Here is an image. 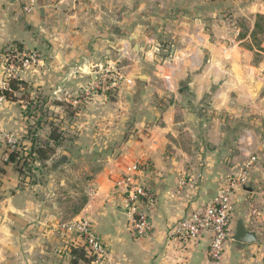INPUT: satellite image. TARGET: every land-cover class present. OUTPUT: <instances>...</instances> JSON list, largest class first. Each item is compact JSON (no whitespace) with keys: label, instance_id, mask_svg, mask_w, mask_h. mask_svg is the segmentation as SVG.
<instances>
[{"label":"crops","instance_id":"1","mask_svg":"<svg viewBox=\"0 0 264 264\" xmlns=\"http://www.w3.org/2000/svg\"><path fill=\"white\" fill-rule=\"evenodd\" d=\"M17 45L39 59L21 78L34 93L0 105V264H86L61 228L78 220L106 248L102 264H264V0H0V53ZM107 63L117 90L90 91ZM48 117L66 138L48 136L55 154L24 182L3 166L6 142L30 149L56 126ZM251 157L215 263L208 236L181 243L173 227ZM134 165L153 201L138 205L147 237L131 232L119 186ZM240 225L253 243L232 240Z\"/></svg>","mask_w":264,"mask_h":264},{"label":"built area","instance_id":"2","mask_svg":"<svg viewBox=\"0 0 264 264\" xmlns=\"http://www.w3.org/2000/svg\"><path fill=\"white\" fill-rule=\"evenodd\" d=\"M10 51L15 52V50ZM37 60L38 55L36 53H30L27 56L23 54L18 69L21 70ZM109 76L105 73L103 82L97 83L90 91L95 88L100 89L105 83L108 84L106 80L109 79ZM111 76L115 78L113 73ZM3 101L4 98L0 95V104ZM8 143L14 147L16 146L14 140L8 139ZM255 162L256 158L251 157L238 175H232L224 181L223 186L211 200L178 221L172 230L173 237L181 243L187 240L196 243L204 236H208L210 259L215 263L219 262L224 253V246L230 240L231 219L235 210L238 188L247 182ZM141 170L142 168L138 165L128 168L126 174L119 182V186L125 194V207L130 215V230L135 237H147L153 231L152 223L138 209L139 203L144 198L149 205L153 204L152 198L137 180L138 173ZM61 228L64 232H77L81 243L86 246V250L94 257L89 264H102L104 262L107 255L106 248L100 238L94 233L89 221L79 220L63 224Z\"/></svg>","mask_w":264,"mask_h":264},{"label":"trees","instance_id":"3","mask_svg":"<svg viewBox=\"0 0 264 264\" xmlns=\"http://www.w3.org/2000/svg\"><path fill=\"white\" fill-rule=\"evenodd\" d=\"M18 50L21 51V47L16 46ZM25 87L23 81L16 78H10L7 81V87L0 90V95L3 96L4 100H16L15 93ZM65 104L56 103V105ZM66 112L68 115L72 114V107L70 105L67 107ZM59 128L57 126L53 127L50 135L49 142L53 144H58L61 137L59 135ZM32 137V147L30 149H25L23 145L12 146L8 145L5 150V160H3V166H10L11 169L19 176L24 177L25 174L31 171L42 168L44 163L50 158L54 151V147H51L49 143L38 144V139L35 136ZM0 173H4V169L0 168ZM72 256L76 260H80L86 264H89L93 260V255L86 250V246L79 240L78 244L71 247Z\"/></svg>","mask_w":264,"mask_h":264},{"label":"rangeland","instance_id":"4","mask_svg":"<svg viewBox=\"0 0 264 264\" xmlns=\"http://www.w3.org/2000/svg\"><path fill=\"white\" fill-rule=\"evenodd\" d=\"M10 50H15V52H12V51H10ZM30 53H34V52H30V51H25V50H18L17 48H15V47H13L12 49H11V47H7V48H4L3 50H2V52L0 53V76H1V78H2V82H4V86H2L3 88L2 89H4V88H6L7 87V81L10 79V78H16V79H18V80H20V81H23L21 78H22V73H23V71H26V70H28L29 68H32V67H34L35 65H37L38 64V60L36 61V62H34V63H31L30 65H28V66H26L25 68H23V69H18L19 68V64H20V62H21V58H22V56H23V54L24 55H28V54H30ZM19 54V55H18ZM15 55H17V56H15ZM39 59V58H38ZM116 64L114 63V64H110V63H107L106 64V67H102V68H97V71H98V73L100 74V73H107V75H110L109 76V79L108 80H106V82L108 81V83H109V81L110 80H118V76H119V74L117 75L116 73L117 72H115L116 70ZM144 70L143 71H146L147 69H145V68H143ZM112 73L114 74V76H116L115 78H112ZM23 83L25 84V87H23L22 89H20L19 91H17L14 95H15V97H16V99L18 98V97H21L22 95H23V97H24V95L25 96H27V97H29V96H31V94L32 93H34V91H33V89H29L27 86H26V83L23 81ZM113 83H115L114 81H113ZM95 86V85H94ZM104 86V87H103ZM102 86V89L104 90H107L109 93L110 92H113V91H115V90H117L116 89V86H110V84H106L105 83V85H103ZM2 89H0V90H2ZM96 89V88H95ZM100 89H101V87H100ZM100 89H96V91H100ZM114 93V92H113ZM17 95H18V97H17ZM81 99V98H80ZM2 104V103H1ZM0 104V105H1ZM31 103H29V106H34V105H30ZM27 106V105H26ZM69 105L68 104H65V106H64V110L66 111V109H67V107H68ZM71 107V106H70ZM76 107H77V109L79 108V110H80V108H82V106H81V104H77L76 105ZM63 120L64 119H61V122H59L60 121V119H53L52 117H48V118H46V125H48V126H51V124H55L56 126H58V125H60L62 122H63ZM53 127H55V126H52V128ZM52 128H51V130H52ZM51 130H50V132H51ZM49 132V133H50ZM65 132H63V131H59V135H60V137H61V139H60V141H59V143L60 144H62L63 142H64V140H65ZM66 134H67V132H66ZM50 135V134H49ZM49 135H45L46 137H39V138H37L38 139V141L40 142V144H45V143H47L48 142V136ZM41 139V140H40ZM44 139V140H43ZM10 140H13L12 138L10 139ZM8 145H10L9 143H8V141L6 142V149H7V146ZM16 146L17 145H21V144H18V141L16 142V144H15ZM61 146V145H60ZM55 152H56V147H55V149H54V151H53V153H52V155L50 156V158L47 160V162L52 158V156L55 154ZM46 164V162L44 163V165ZM33 168H31V170H32ZM41 168H38L37 170H40ZM31 170H29L26 174H25V176L24 177H20L21 179H23V181L24 182H27V183H30V182H32V178H31V176H32V174L31 173H36L37 172V170H34V171H31ZM79 221V220H78ZM73 222H76V221H73ZM73 222H71V223H73Z\"/></svg>","mask_w":264,"mask_h":264},{"label":"water","instance_id":"5","mask_svg":"<svg viewBox=\"0 0 264 264\" xmlns=\"http://www.w3.org/2000/svg\"><path fill=\"white\" fill-rule=\"evenodd\" d=\"M15 0H11L14 3ZM148 76L147 71H140L131 73L128 77L129 80H145ZM233 241L250 244L254 242V235L245 231L243 226L240 225L236 230V235L232 238Z\"/></svg>","mask_w":264,"mask_h":264}]
</instances>
